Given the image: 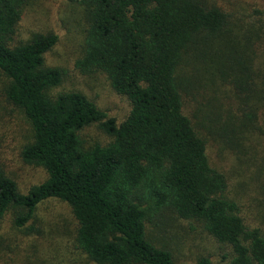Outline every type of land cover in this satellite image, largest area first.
Masks as SVG:
<instances>
[{
  "label": "trees",
  "instance_id": "16d2710c",
  "mask_svg": "<svg viewBox=\"0 0 264 264\" xmlns=\"http://www.w3.org/2000/svg\"><path fill=\"white\" fill-rule=\"evenodd\" d=\"M30 1L0 0V85L31 129L18 157L46 180L21 194L0 164V224L10 217L32 233L38 206L57 200L75 222V249L91 263L176 264L147 234L173 215L227 245L230 264H264V215L244 216L209 152L256 153L261 145L264 154V0L242 20L208 0H67L84 32L74 68L101 73L128 100L119 125L78 92L51 93L64 73L43 54L57 36L17 41ZM222 85L229 89L219 93ZM91 126L108 142L85 140ZM12 262L0 252V264Z\"/></svg>",
  "mask_w": 264,
  "mask_h": 264
},
{
  "label": "rangeland",
  "instance_id": "374dc122",
  "mask_svg": "<svg viewBox=\"0 0 264 264\" xmlns=\"http://www.w3.org/2000/svg\"><path fill=\"white\" fill-rule=\"evenodd\" d=\"M208 1L217 2L227 13L242 20L250 17L249 11L255 0H250V5L242 0ZM256 1L257 5L262 4L260 0ZM78 12L67 0H31L24 9L17 41H28L35 34H55L57 42L43 54L44 61L47 67L60 69L64 75L61 84L51 93L78 92L119 125L129 114L128 100L116 94L101 73L82 74L74 68L75 61L81 56L84 36ZM224 89L229 87L219 86V93ZM186 105L190 110L195 109V102L191 98L186 99ZM83 135L88 142H108L97 126L87 128ZM30 141L28 123L3 99L0 85V164L21 194H26L31 187L46 180L43 169L25 165L18 157L20 148ZM256 148V153L247 154L226 148L222 152L214 147L209 149L210 154L214 153L219 159L216 162L213 159V164L221 163L227 171L230 189L239 194L247 219L264 215V196L260 191L264 185V154L261 145ZM32 226L34 229L31 233L12 227L10 217L1 222L0 252L13 259L10 264L20 263L23 259L29 264H93L74 247L75 222L65 204L52 199L44 201L36 210ZM147 234L157 247L172 253L176 264H196L204 258L210 264H230L232 259L231 249L227 245L218 243L197 223L176 219L173 215H165L156 228L148 226Z\"/></svg>",
  "mask_w": 264,
  "mask_h": 264
}]
</instances>
